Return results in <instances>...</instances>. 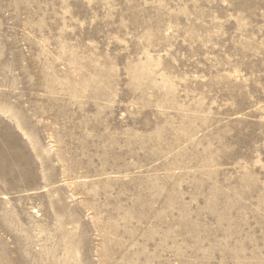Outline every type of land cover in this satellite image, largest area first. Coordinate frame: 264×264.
I'll list each match as a JSON object with an SVG mask.
<instances>
[{
  "label": "rangeland",
  "instance_id": "1",
  "mask_svg": "<svg viewBox=\"0 0 264 264\" xmlns=\"http://www.w3.org/2000/svg\"><path fill=\"white\" fill-rule=\"evenodd\" d=\"M0 264H264V0H0Z\"/></svg>",
  "mask_w": 264,
  "mask_h": 264
}]
</instances>
